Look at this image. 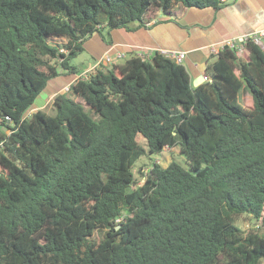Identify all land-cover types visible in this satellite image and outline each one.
Returning a JSON list of instances; mask_svg holds the SVG:
<instances>
[{
    "label": "trees",
    "instance_id": "16d2710c",
    "mask_svg": "<svg viewBox=\"0 0 264 264\" xmlns=\"http://www.w3.org/2000/svg\"><path fill=\"white\" fill-rule=\"evenodd\" d=\"M177 4L227 2L0 0V264H264V48L251 38L239 56L212 53L196 86L182 62L130 52L54 94L53 114L26 115L49 81L80 74L71 59L93 34L111 44ZM175 146L184 164L153 162L140 184L137 160Z\"/></svg>",
    "mask_w": 264,
    "mask_h": 264
},
{
    "label": "crops",
    "instance_id": "0c3cea01",
    "mask_svg": "<svg viewBox=\"0 0 264 264\" xmlns=\"http://www.w3.org/2000/svg\"><path fill=\"white\" fill-rule=\"evenodd\" d=\"M227 4L218 10L206 8H184L181 4L175 7L176 17L158 21L149 28L126 31L123 28L112 31V43L106 44L98 34H93L85 42V50L91 54L94 67L106 54L115 55L140 51H186L182 61L191 81L204 75L211 56L210 46H219L223 42L238 39L243 34L264 31V0H226ZM167 17V16H166ZM156 19H164L156 15ZM264 40V36H263ZM119 62L114 59V63ZM113 63V64H114ZM110 66L111 63L105 64ZM70 76V75H69ZM66 77L59 76L48 83L47 90L37 104L43 107L44 101L52 98L51 93ZM248 98H250L248 96Z\"/></svg>",
    "mask_w": 264,
    "mask_h": 264
},
{
    "label": "rangeland",
    "instance_id": "374dc122",
    "mask_svg": "<svg viewBox=\"0 0 264 264\" xmlns=\"http://www.w3.org/2000/svg\"><path fill=\"white\" fill-rule=\"evenodd\" d=\"M48 41L51 43H56V42L61 43L64 41V38H61L58 36H49ZM117 60L123 61L124 58H120ZM93 63H94V61L91 57V54L88 53L86 50H84L83 52L79 53L76 57L71 59V64L77 66L78 69L81 70V72L85 69L86 70L90 69V67ZM81 72H80V74H78V77L84 76L81 74ZM76 78H77V75H70V76L66 77L65 83H62L58 87H55L56 89L53 90V92L51 94L53 95V94H56L57 92L70 93L69 87L76 80ZM194 80L195 79H193L191 81L192 84L194 83ZM248 96L250 98H248ZM76 99L78 101L82 102V100L80 98H76ZM251 99H252V97H251L249 90L247 88L242 87L238 93L239 104L245 105ZM51 101H52V98L44 101L45 103H44L43 107L49 113L53 114L54 108H53ZM37 107H39V106L37 104L36 105L34 104L33 107L27 112L26 115L29 116L33 112V110H35ZM142 143H145V141L142 140ZM172 160H176V161L184 164V155L180 151L179 146H175L172 148L165 147L158 154L144 155L137 160V162L135 163V166L133 168L135 178L137 179V181L139 183H142L143 176L139 173L140 169H142L141 170L142 172L146 171L151 166V164L153 162H156V163L160 164L161 166L165 167ZM236 222H237V225L240 226L245 231L256 227V221L248 214L239 215ZM100 236H101L100 232H95L94 237L98 238Z\"/></svg>",
    "mask_w": 264,
    "mask_h": 264
},
{
    "label": "built area",
    "instance_id": "2783aa9c",
    "mask_svg": "<svg viewBox=\"0 0 264 264\" xmlns=\"http://www.w3.org/2000/svg\"><path fill=\"white\" fill-rule=\"evenodd\" d=\"M154 21H156V18H152L148 20L146 23L147 25H151L154 23ZM263 36H264V31L253 32L250 34H243L238 39L227 40L223 42L222 44H220L219 46L211 45L210 52L217 53L223 46L227 45L228 47L234 48L236 51V55L239 56L243 45L249 38H251V40L254 41L256 44L264 48ZM152 53L153 51H140L138 55L144 58H150ZM161 53L165 54L166 56H168L170 59L174 60L177 63H181L186 56V51H183V50L166 51V52L162 51ZM125 55H126L125 52H117L115 55H113L114 57H112V55L106 54L105 56H103L101 59L97 61L94 67L87 69V70L86 69L83 70L81 72V74L84 75L82 78H87L89 74L93 72L100 64L105 65V64L111 63L112 65L114 63V59L124 58ZM77 78H78V75H77ZM206 79H207V76L204 74L203 81Z\"/></svg>",
    "mask_w": 264,
    "mask_h": 264
},
{
    "label": "water",
    "instance_id": "95a60500",
    "mask_svg": "<svg viewBox=\"0 0 264 264\" xmlns=\"http://www.w3.org/2000/svg\"><path fill=\"white\" fill-rule=\"evenodd\" d=\"M202 82H203V77H202V76H199V77H197V78L194 80L193 85L196 86V85H198V84H200V83H202ZM189 170H191V169H189ZM195 172H197V170H196Z\"/></svg>",
    "mask_w": 264,
    "mask_h": 264
}]
</instances>
